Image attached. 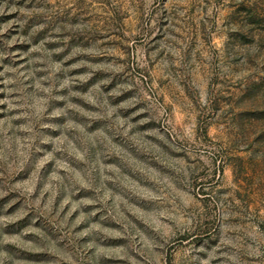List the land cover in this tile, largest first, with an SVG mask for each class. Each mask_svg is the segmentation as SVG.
Listing matches in <instances>:
<instances>
[{
	"label": "clouds",
	"instance_id": "1",
	"mask_svg": "<svg viewBox=\"0 0 264 264\" xmlns=\"http://www.w3.org/2000/svg\"><path fill=\"white\" fill-rule=\"evenodd\" d=\"M0 264H264V0H0Z\"/></svg>",
	"mask_w": 264,
	"mask_h": 264
}]
</instances>
